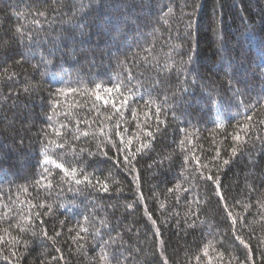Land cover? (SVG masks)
<instances>
[{"label":"trees","instance_id":"obj_1","mask_svg":"<svg viewBox=\"0 0 264 264\" xmlns=\"http://www.w3.org/2000/svg\"><path fill=\"white\" fill-rule=\"evenodd\" d=\"M0 264H264V0H0Z\"/></svg>","mask_w":264,"mask_h":264},{"label":"snow or ice","instance_id":"obj_2","mask_svg":"<svg viewBox=\"0 0 264 264\" xmlns=\"http://www.w3.org/2000/svg\"><path fill=\"white\" fill-rule=\"evenodd\" d=\"M233 151L235 152V149H233ZM225 163H227V161H225ZM57 167H60V165H57ZM104 190L107 191V188L105 187Z\"/></svg>","mask_w":264,"mask_h":264},{"label":"rangeland","instance_id":"obj_3","mask_svg":"<svg viewBox=\"0 0 264 264\" xmlns=\"http://www.w3.org/2000/svg\"><path fill=\"white\" fill-rule=\"evenodd\" d=\"M114 26H115V23H114ZM224 63V62H223ZM28 204H31V202H28Z\"/></svg>","mask_w":264,"mask_h":264}]
</instances>
